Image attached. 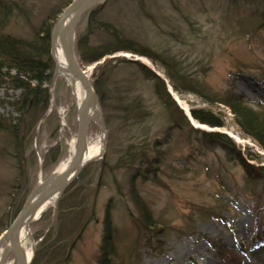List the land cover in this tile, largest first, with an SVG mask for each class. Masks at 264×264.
<instances>
[{"label":"rangeland","instance_id":"obj_1","mask_svg":"<svg viewBox=\"0 0 264 264\" xmlns=\"http://www.w3.org/2000/svg\"><path fill=\"white\" fill-rule=\"evenodd\" d=\"M69 1L25 0L23 8L30 16L28 26L24 16L12 17L4 32L29 38L34 27L37 28L45 18L56 16L57 20ZM233 3V0H108L102 9L100 5L95 7L100 10L90 43L93 46L110 43L111 32L120 38L118 46L129 47L133 52H118L97 63L79 66L92 83L96 72L99 75L100 67L109 60L112 68L104 79L107 94L115 97L130 91L134 96H141L146 104L145 112L153 116L152 123L148 121L132 133L134 138H138L142 129L151 142L155 138L157 143H161L164 137L169 140L164 149L165 157L155 170L161 182L158 185L156 181L143 180V165L135 167L141 174L128 170L109 174V168L117 161L128 137L118 127L111 137L105 129L106 144L102 158L85 168H88L86 173L94 184L98 179L101 183L95 198H88L92 201L95 217L80 234L65 264H97L102 223L108 206L115 244L113 254L108 258L115 255L110 264H256L254 254L264 249V182L246 178L237 157L245 162L246 167L264 169V151L234 127L232 115L225 107L209 106L197 96H178L172 92L173 98L178 99L184 108L179 106L183 113L190 109H205L222 119L223 128L198 124L197 129L225 134L233 144L234 152L240 155L196 146L195 134L188 137L185 130L172 129L165 116L158 115L153 108L151 84L143 80L141 71L122 62L123 59L138 62L163 78L158 62L154 64L137 54L140 51L150 55L163 53L159 61L164 58L165 63H178L211 92H232L243 96L252 111L263 119L264 28L254 26L253 19L264 12V0H237V6ZM88 24L85 15L76 31L84 32ZM75 40L76 32L74 44ZM48 60L50 62L46 64L53 70L51 55ZM39 85L44 92L47 110L31 130H19L16 139H21L22 145L14 147L10 138L0 133V237L12 224L34 187L67 163L75 138L76 112L69 89L61 78L51 75ZM21 91V88L15 90L10 85H0V116L13 123L20 119L13 105ZM26 91L29 95L31 90L27 88ZM99 110L103 118L100 106ZM29 120L21 117L25 124ZM115 122L111 119V123ZM186 139L187 143L193 142L191 148L183 144ZM92 146H101V136L97 126L90 123L87 147ZM250 158L253 161L246 160ZM82 178L84 184L87 177ZM245 179L255 185L246 184ZM131 187L149 209L151 231L156 236L140 230V215L128 193ZM18 189L22 194L28 189L29 193L17 209L21 201ZM58 200L28 228L34 243L30 264L38 253L42 237L52 226L55 227ZM188 230L194 235L181 234ZM67 234L68 231L63 237ZM252 240L260 243L253 246L250 244ZM238 244L244 245L241 253L235 250ZM221 255L227 257L222 258ZM55 258L50 260L53 262ZM6 262L15 264L12 255Z\"/></svg>","mask_w":264,"mask_h":264},{"label":"trees","instance_id":"obj_2","mask_svg":"<svg viewBox=\"0 0 264 264\" xmlns=\"http://www.w3.org/2000/svg\"><path fill=\"white\" fill-rule=\"evenodd\" d=\"M25 0H0V85L6 84L10 85L11 88L18 90L22 89L19 99L13 105V109L19 113L20 119H17V124L11 122L8 118L0 116V133L6 134L10 138V142L14 147H19L22 142L21 139L17 140L16 135L19 130L25 128L31 130L36 126L41 115L47 110L46 103L44 99V92L39 88V84L43 81L49 79V76L41 75L38 79V87L30 89L27 85L20 83V77L26 75H33L40 71H45L49 63V39L50 30L53 23L56 20V16L47 17L43 22L34 27L29 38H21L12 36L5 31L10 18H24L25 23L28 24L30 16L26 13L23 8ZM70 0L66 5H69ZM233 4L238 5L237 0H233ZM22 5V6H21ZM233 6V5H231ZM64 7V8H65ZM101 9L103 5H100ZM235 7V6H233ZM232 9V8H231ZM99 10L96 9L95 13L91 16L88 27L84 32L76 31V40L74 44V52L77 62L80 66H87L99 62L103 58L110 56L118 52H133L129 47L118 46L120 44V38L114 34L109 35L110 43L101 46H93L90 43V36L92 31L97 25V17L99 16ZM24 16V17H23ZM253 25L264 28V12H262L258 17L253 19ZM28 26V25H27ZM105 31H110L104 29ZM137 52V51H135ZM140 56H145L154 64L158 62L162 69V76L160 78L152 71L142 66L135 61L124 60L125 64H130L136 66L141 71V77L147 83L151 84V89L153 90V108L157 111L158 115H162L165 119L170 122L169 126L179 132L185 130L188 134H195L196 136V146L214 149L217 148L224 151L225 154H236L234 152V147L231 141L227 138L225 134L218 132H206L198 130L191 125V120L200 125H205L210 128H223L225 127L224 121L213 116L212 113L204 111L205 109H190L189 117L183 113V111L178 107L174 101L171 92L177 94L178 96H184L191 94L199 97L203 102L209 106L220 105L225 107L229 114L232 115L231 120L234 127L240 131L243 135L249 137L251 140L256 142L257 147L264 151V118H260L258 113L252 111L248 106L246 99L241 96L234 94L232 92L224 93H214L208 90L206 85L196 77L189 76L181 65L177 62V65H172L170 61H163L164 58L159 61L158 58L163 56V53H155L150 55L140 51L137 53ZM169 54V52H168ZM50 67V66H49ZM111 62L106 60L105 63L100 67V74L97 75L92 81V87L96 95L98 102V107L104 114L103 120L106 131L114 134L116 128L124 132L127 135V141L125 145L121 148L119 152V157L112 167L109 168L108 172L110 175H115L119 170L138 171L136 165L139 167H145L142 174L145 178L143 180H148L150 182L158 184L160 180L157 178V165L161 164L164 157V149L168 144V138H163L160 142H156V138L151 142L147 139L144 130L141 129V133H138V138H134V131L138 127H143L146 122L150 121L152 123L153 116L148 115L145 112L146 104L142 102L141 96H134L130 91H125L121 95L111 97L107 94L104 79L106 74L109 73L111 69ZM13 73V75H11ZM99 73V70H98ZM29 89V95L26 89ZM106 102V103H105ZM110 113L109 115H106ZM151 113V112H150ZM21 117H28L29 120L28 127L21 121ZM111 119H114L115 124L111 123ZM140 130V129H139ZM144 133V135H143ZM107 138V143H108ZM186 142L188 148L193 145ZM13 142V143H12ZM10 146V144H9ZM164 147V148H163ZM163 148V149H162ZM235 155V157H236ZM237 160L243 166L245 171V177H253L254 182L263 181L264 182V169H253L245 166L240 157ZM248 161H253L251 158L246 159ZM88 168L83 170L79 175L78 179L63 193L56 205L55 214V227L47 232L46 235L42 237L39 244L38 253L35 254V258L32 264H65L70 259L71 251L75 248V244L79 240L80 234L83 232L84 228L89 222H91L95 215L93 210L92 199L96 196L97 187L101 185L99 179L94 184L91 181V177L88 175ZM112 173V174H111ZM82 176H86L84 184H82ZM155 176V179L153 177ZM132 183V180H130ZM249 184L250 180H246ZM117 185V189L120 187ZM14 185L12 188H14ZM18 192L20 193L19 189ZM16 194H19V193ZM29 191L26 190L25 194L20 193V204L26 199ZM128 193L130 201L133 206L136 207L141 221H139L140 230H144L147 233L153 235L154 232L151 231L152 223H150V212L147 206L142 202L141 196L133 188H128ZM91 200H88L89 197ZM13 200L15 196H13ZM11 213V217L15 215L16 211ZM109 206L106 208V213L103 219V232L101 235V247H100V257L97 260V264H110L112 259L110 254L114 251V239L112 237V225L111 218L109 216ZM208 212L206 213V216ZM68 231L69 234L64 236V233ZM184 236H192L194 233L190 230L186 232H181ZM156 236V235H153ZM158 236V235H157ZM250 239V238H249ZM252 245L255 244V240H252ZM244 245L238 244L236 250L242 252ZM46 255V256H45ZM56 257L52 262L50 259ZM222 258L227 256L221 255ZM110 261V262H109Z\"/></svg>","mask_w":264,"mask_h":264},{"label":"water","instance_id":"obj_3","mask_svg":"<svg viewBox=\"0 0 264 264\" xmlns=\"http://www.w3.org/2000/svg\"><path fill=\"white\" fill-rule=\"evenodd\" d=\"M108 0H73L61 13L50 31V55L54 66L58 65L54 61L55 50L59 48L64 59V67L61 70V80L70 92V85L66 82V72L76 79L84 90V99L77 103L73 97V104L76 112V139L74 142L73 154L66 168L58 175L53 174L42 183L37 184L29 194L24 205L16 215L12 224L4 232L3 237L9 245V253L13 255L15 264H30L26 261L24 251L21 249L17 232L20 227L28 229L31 223L35 222L42 214V208L49 202H55L72 185L83 170L91 163L86 162L87 132L90 123L99 129L101 136V159L106 144L105 125L100 113L96 95L86 72L79 66L74 54V38L78 23L82 17L87 15L89 22L95 12V7L106 3ZM95 160V161H97ZM95 161H92L95 162ZM45 189V190H44ZM7 254H3L0 264H3Z\"/></svg>","mask_w":264,"mask_h":264},{"label":"bare ground","instance_id":"obj_4","mask_svg":"<svg viewBox=\"0 0 264 264\" xmlns=\"http://www.w3.org/2000/svg\"><path fill=\"white\" fill-rule=\"evenodd\" d=\"M53 59H54L55 63L58 65L57 67H54L53 70H51V67H48L45 71H40V72L33 74V75L22 76L19 78V80H16V81L23 83V84L27 85L30 89H32V88L38 87V79H39V77L41 78V75H44V76H50L51 75L54 78H57V77L61 78V70H63V67H64V59L61 55V50L59 48H57L55 50V54H54ZM66 82L68 85H70V96L75 98L77 100V103L81 102L82 99H84V90H83L82 86L80 85V83L67 72H66ZM176 100H177L178 105L181 108H183L179 104V100L178 99H176ZM193 124H194V126L198 127L196 122H193ZM76 133H77V131H76ZM76 133H75V138H74L72 145L70 147V152H69L70 156L68 158V161L66 164H62L57 169H55V171L53 173V175L55 177L58 176L66 168V166H67V164H68V162H69V160L73 154L74 142L76 139ZM100 155H101V146L87 147V151H86V155H85V159H86L85 161L92 163V161L97 160L100 157ZM43 181H41L39 183H42ZM53 206H54V201H51V202L47 203L42 208V211L49 210V209L53 208ZM17 236H18V241H19L20 247L24 251V255L26 256V259H27L26 261L30 262V260L34 256V243L31 239L30 232L28 231V229H24V227H20L18 229ZM3 254H7V258L5 259V261L3 263V264H7L6 261L8 260L9 255H11V254L9 253V245H8L7 241L5 240V238L2 236V237H0V261H1V257ZM253 258L255 259L256 264H264V249H262L259 253L257 252V254H254ZM12 259L14 260L13 255H12Z\"/></svg>","mask_w":264,"mask_h":264}]
</instances>
